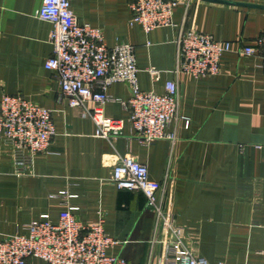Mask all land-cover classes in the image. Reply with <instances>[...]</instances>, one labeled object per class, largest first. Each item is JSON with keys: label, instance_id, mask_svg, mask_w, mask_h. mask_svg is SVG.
<instances>
[{"label": "crops", "instance_id": "obj_1", "mask_svg": "<svg viewBox=\"0 0 264 264\" xmlns=\"http://www.w3.org/2000/svg\"><path fill=\"white\" fill-rule=\"evenodd\" d=\"M130 1L70 0V6L79 22L102 31L107 46H134L141 90L162 93L167 80H177L173 141H138L122 104L130 96L124 82L108 87L110 99L102 105L104 116L123 120L121 134L95 135L94 122L82 108L68 106L56 73L45 68L53 54V25L36 16L42 0H0V96L20 93L51 109L57 130L49 150L33 159L0 136V239L44 214L58 222L71 206L84 224L103 218L105 232L120 242L109 254L125 264H161L162 246L152 242L155 217L144 194L110 180L116 154L129 153L163 183V204L207 264H264V73L257 56L237 52L264 29V0H189L184 21L180 3L170 26L149 32L128 23ZM180 28L230 42L217 74L176 78ZM149 67L161 71L158 80ZM163 234L160 229L157 237ZM27 264L47 262L31 257Z\"/></svg>", "mask_w": 264, "mask_h": 264}, {"label": "built area", "instance_id": "obj_2", "mask_svg": "<svg viewBox=\"0 0 264 264\" xmlns=\"http://www.w3.org/2000/svg\"><path fill=\"white\" fill-rule=\"evenodd\" d=\"M189 2L131 0L128 23L138 24L144 32L170 26L175 7L184 5V21ZM36 16L53 25L50 35L53 54L46 59L45 68L56 73L68 106L82 108V115L94 122L95 135L110 138L121 134L123 120L104 116L102 105L110 99L108 87L114 82H124L129 86L130 96L122 104L129 108V122L138 141L147 144L160 138L171 141L176 138L169 126L178 113L177 80H167L162 93L141 90L134 46L125 41L107 46L99 28L79 22L70 0H42ZM253 41L239 47L237 52L257 56L264 73V29ZM174 43L176 78L217 74L220 57L232 50L230 42L216 40L195 28H180ZM147 71L153 80L160 78V70L149 67ZM87 102L93 107L87 108ZM52 113L20 93L2 94L0 136L16 145L22 156L33 159L37 152L49 150L57 134ZM184 122L188 126V119ZM20 164H25L24 157ZM110 180L118 188L140 190L144 194L145 208L155 217L152 242L162 246L161 264H207L190 246L185 227L176 223L170 208L163 204V183L149 176L146 163L129 153L116 154ZM61 192L64 197V191ZM73 209L68 206L61 212L58 222L44 214L24 224L22 232L0 239V264H27L31 257L41 258L47 264H125L122 257L108 253L120 242L105 232L103 218L84 224L75 218ZM160 229L164 234L157 237Z\"/></svg>", "mask_w": 264, "mask_h": 264}]
</instances>
